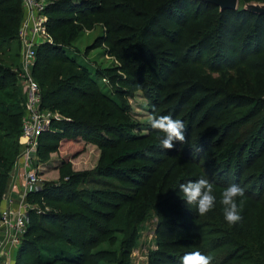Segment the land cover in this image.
I'll return each instance as SVG.
<instances>
[{
    "label": "trees",
    "instance_id": "16d2710c",
    "mask_svg": "<svg viewBox=\"0 0 264 264\" xmlns=\"http://www.w3.org/2000/svg\"><path fill=\"white\" fill-rule=\"evenodd\" d=\"M48 1L47 25L52 43L39 46L34 76L40 84L42 106L59 112L63 119L56 120L50 130L41 134L38 157L46 159L59 151L63 139L93 142L103 149V155L96 169L75 172L65 168V181L46 183L41 191L29 194L31 202L42 207L54 205L56 209L30 212L16 264H101L109 256H113L111 263L122 264L112 253L104 249L95 251L94 247L108 239L117 243L114 235L123 234L120 249L123 256H129L139 226L151 209L165 219L159 230L173 237L160 236L151 264H180L185 253L195 251L213 257L211 264H231L246 257L250 260L253 254H247L251 251L246 243L222 238L221 230H208L193 208H177L180 200L168 193L161 196L166 185L160 192L151 188L157 179L153 177L157 167L126 165L135 160H153L152 152L158 153L156 163L165 162L162 160L169 154H184L185 146L172 150L159 145L150 149L144 146L143 139L136 134L138 123L130 121L128 104H120L117 92L104 84L106 77L91 65L81 64L62 42L68 41L67 27L74 13L118 17L114 20L116 31L124 36L114 39L117 58L129 76L134 77L135 85L147 90L156 111L184 121L186 139L182 144L187 145L190 137H196V163L214 156L220 178L216 180L207 174L204 177L214 187L220 184L218 181L223 185L230 184L232 179L240 183L247 171L257 172L260 167L259 176L245 191L250 204L264 208V162L257 164L264 161V60L254 59L264 55V15L244 9L247 2L264 0H239L243 8L236 10H221L204 0ZM190 3L197 5L192 12L188 9ZM211 15L212 20L208 21ZM22 18V0H0V46L15 40L19 43ZM165 42L170 48L176 46L175 50L166 51L162 46ZM180 62L199 65L208 72L207 78L177 80L175 71ZM40 64L43 75L37 79ZM242 68L246 73L243 80H247L244 85L237 82L236 75ZM231 71L234 74L227 80H213L215 74L225 77ZM17 83L19 86L14 69L0 63V218L11 172L21 151L25 98L19 96V88L17 94L13 93ZM149 131L154 135L162 133L152 128ZM108 134H113V138ZM206 171L210 172L209 167ZM252 173L247 179H253ZM129 184L136 185L130 195ZM252 194L260 205L251 199ZM126 204L127 224L117 229L111 223L112 217ZM176 215L194 222L181 221L162 228ZM176 233L179 236L174 237ZM214 233L219 236L214 237ZM260 238L264 247V236ZM232 244L242 250L220 257L221 251L229 250ZM250 263L264 264L253 259Z\"/></svg>",
    "mask_w": 264,
    "mask_h": 264
},
{
    "label": "rangeland",
    "instance_id": "374dc122",
    "mask_svg": "<svg viewBox=\"0 0 264 264\" xmlns=\"http://www.w3.org/2000/svg\"><path fill=\"white\" fill-rule=\"evenodd\" d=\"M83 1V0H78ZM189 6V11L192 12L195 10L197 5L191 4ZM239 9L243 8V5L239 4ZM216 15V14H214ZM72 16V22L68 25L67 29V40L63 43L69 52L72 55H77V58L81 64H88L91 65L94 69L100 71V73L106 77L104 84L109 90H114L117 92V98L119 103L123 105V102L128 104L129 106V117L130 121L138 123V130L136 134L141 136L139 138L142 144L148 145V149L151 146L160 145V138L164 135L163 133H158L157 135L152 134L149 129L151 128L150 125L147 123L148 116L153 113L160 115L162 114L157 110V106L150 100L147 96V90L141 89L137 87L132 81L134 77H130L129 74L123 69L122 62L117 58L116 53L113 49L114 39L120 38L124 36L123 32L116 31V26L114 24V20H119L118 17L114 15H108L102 13H91L89 15L80 13H74ZM212 15L208 17V21H211ZM109 22V23H108ZM198 26H201L200 24ZM54 41V40H53ZM163 48L166 51H174L176 46H171L169 43H162ZM18 53L20 54L19 43L17 40L7 43L5 45L0 46V63L5 65L8 68L15 69L17 65L20 63ZM53 59V58H52ZM255 60H264V55L254 57ZM44 64V63H43ZM43 64H40V67L37 71V79H39L43 75ZM180 68L175 71L176 79L182 82H186L189 80H196L197 78H207L208 72L200 69L199 65H194L191 63L182 64L181 62ZM55 65V64H54ZM242 67V64L241 66ZM245 68L242 70L237 71V82L241 85H244L247 80H243L245 76L244 72ZM233 71L227 72V76L222 77V75H214L213 80L219 82L221 78L227 80L229 75H233ZM36 78V76H35ZM114 80H113V79ZM130 81H129V80ZM18 86V83L16 87ZM19 90L22 93H18L19 96L23 95L22 88L19 86L13 91L16 93ZM19 91V92H20ZM17 94V93H16ZM109 138H113V134H108ZM196 137H190V142L187 145H184L179 142H175V147L184 148L185 153L178 156H170V154L164 158L162 161L165 162L156 163V158L158 157V153L152 152L150 155L152 156L153 160H139V161H131L126 163V165L135 164L137 167H142L143 169H147L149 166L157 167L156 171L154 172V176L156 177V181H153V186L156 192H160L161 187L166 185L167 190L163 191L161 196H165L166 193L168 195H172L176 197V200H180L181 203L177 208H193L195 211V215L199 216L200 219L204 220L205 223L208 225V230L218 231L221 230L219 234H223L222 238H229V239H236L240 240L247 244L250 247L251 253H247L249 255L253 254V257L249 259H240V261L234 260L231 264H251L250 261L253 259L258 262V260H262L264 263V247L261 245L262 241L260 235L264 236V208L262 207H255L252 203L248 201L249 196L246 195L242 198H238V204L242 200L241 207V216L242 219L232 225H229L226 220L224 219L222 206L219 203L220 193L223 191L224 188L229 186L230 184H238L244 190H246L249 186H251L259 176L260 167L257 169V172L247 171L245 173L246 178L238 181L240 183H236L235 180H231L230 184H222V181H218L220 184L214 187L215 194L217 196V203L215 208L208 212L207 214L201 216L197 211V206L187 205L185 200L182 199V193L179 192V184L184 183L187 180H195L200 178L201 176H213L216 180L220 178L217 175V172L220 170L219 165L214 159V156L209 160H205L201 163H196V150L193 148L195 145ZM123 143H120L122 145ZM129 144V142H128ZM152 151V150H151ZM103 155V149H101L97 144L93 142H88L82 140L80 142H73L66 139H63L60 142V149L59 151L52 152L46 159H40L38 163V171L40 174V178L42 180L43 188L46 183H62L65 181L68 176L63 175V169L70 168L72 171L75 172H82V171H90L97 168V166L101 163V158ZM263 160V159H262ZM261 160V161H262ZM258 162L257 164H262V162ZM204 164H207L205 167ZM209 167L210 172L206 171ZM263 167V166H262ZM254 172V173H252ZM253 174L250 178L251 180L247 179L249 174ZM253 180V181H252ZM13 178L11 177V183ZM252 181V182H251ZM131 189L128 194H132V189L136 188V185L129 184ZM11 189V185L9 187L8 192ZM11 192V191H10ZM255 203L260 205L259 200L252 194L251 198ZM20 199L18 201V205H20ZM28 202L27 211L30 217V212L34 211L35 213H43L45 211L55 210L56 206L50 205L46 207H42L38 203L31 202L28 198L26 200ZM15 202V201H14ZM4 204H2L3 206ZM126 204L124 208L117 211L112 217L111 223L116 226L118 229L119 227H125L127 224L126 219ZM1 206V212L4 207ZM45 209V210H44ZM167 218V216H166ZM165 219H161L157 215L154 209L148 210L146 215L142 221V224L139 226L138 236L135 241V245L129 254V256H123L121 249H120V242L123 239V234L116 233L113 238H117V243H112L110 239L100 242L98 245L94 247V250H105L115 255L116 260H120L122 264H151V256L152 253L157 251L159 248V239L160 236H165L160 230L159 226L161 222H164ZM169 222L167 225L163 226L162 228H170L175 226L176 223L181 221L184 222H194L193 219H188L184 215H176L174 217H170ZM30 222V218H29ZM180 234V232L178 233ZM177 233L174 237L179 236ZM218 233L212 234L214 237L219 236ZM166 238H173L172 236H165ZM245 248L247 246L244 244ZM241 251L236 247V245L232 244L231 248L227 251H221L220 257H225L232 251ZM254 252V253H252ZM243 254V253H242ZM110 258L113 256L107 257L105 260L101 261V264H119L111 263Z\"/></svg>",
    "mask_w": 264,
    "mask_h": 264
},
{
    "label": "built area",
    "instance_id": "2783aa9c",
    "mask_svg": "<svg viewBox=\"0 0 264 264\" xmlns=\"http://www.w3.org/2000/svg\"><path fill=\"white\" fill-rule=\"evenodd\" d=\"M48 0H22L23 18L19 32L20 63L14 69L25 98L22 116L20 145L11 177V189L3 201L9 202L1 212L0 218V264H16L17 251L29 225L27 211L29 194L43 189L38 171V147L42 133L51 129L56 120H62L59 112L42 106V93L39 82L34 76L38 48L44 43H52L48 30ZM19 176L23 180L19 207L13 208L12 190L14 180Z\"/></svg>",
    "mask_w": 264,
    "mask_h": 264
},
{
    "label": "clouds",
    "instance_id": "9594fccd",
    "mask_svg": "<svg viewBox=\"0 0 264 264\" xmlns=\"http://www.w3.org/2000/svg\"><path fill=\"white\" fill-rule=\"evenodd\" d=\"M147 123L152 129L162 132L164 135L160 138V147L164 150H172L176 144L185 142L186 125L183 120L173 118L170 114H155L148 116ZM179 192L187 205L195 204L199 215L203 216L212 211L217 203L213 183L201 176L195 180H187L180 183ZM245 196V190L238 184H230L220 193L219 203L222 206L224 219L229 225L235 224L242 219L241 207L242 200L238 204V198ZM213 257L205 253L195 251L185 253L181 257L180 264H211Z\"/></svg>",
    "mask_w": 264,
    "mask_h": 264
},
{
    "label": "water",
    "instance_id": "95a60500",
    "mask_svg": "<svg viewBox=\"0 0 264 264\" xmlns=\"http://www.w3.org/2000/svg\"><path fill=\"white\" fill-rule=\"evenodd\" d=\"M209 3H213L221 10H236L239 7V0H204ZM244 9L254 14L264 15V3L257 1L247 2L244 5Z\"/></svg>",
    "mask_w": 264,
    "mask_h": 264
},
{
    "label": "crops",
    "instance_id": "0c3cea01",
    "mask_svg": "<svg viewBox=\"0 0 264 264\" xmlns=\"http://www.w3.org/2000/svg\"><path fill=\"white\" fill-rule=\"evenodd\" d=\"M14 183L16 184L15 185V187H14V189L12 190L13 192L11 193V196H12V198H13V203H11V206L13 207V208H18L19 207V205L17 204L18 203V201H19V199H20V195L22 194V185H23V180H22V178L21 177H19V176H17L16 178H15V180H14ZM15 201V202H14ZM9 202H7V201H3V203L2 204H4L2 207H7L8 205H10V204H8Z\"/></svg>",
    "mask_w": 264,
    "mask_h": 264
}]
</instances>
